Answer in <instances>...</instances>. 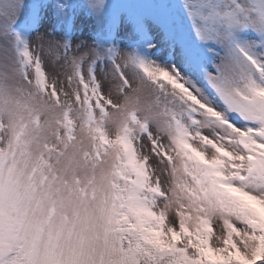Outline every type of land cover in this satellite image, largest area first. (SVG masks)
Returning a JSON list of instances; mask_svg holds the SVG:
<instances>
[{
	"label": "snow or ice",
	"instance_id": "snow-or-ice-1",
	"mask_svg": "<svg viewBox=\"0 0 264 264\" xmlns=\"http://www.w3.org/2000/svg\"><path fill=\"white\" fill-rule=\"evenodd\" d=\"M0 264H264V0H0Z\"/></svg>",
	"mask_w": 264,
	"mask_h": 264
}]
</instances>
